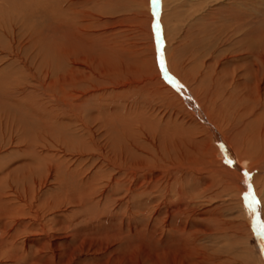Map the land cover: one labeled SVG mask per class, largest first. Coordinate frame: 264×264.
<instances>
[{"label":"rangeland","instance_id":"1","mask_svg":"<svg viewBox=\"0 0 264 264\" xmlns=\"http://www.w3.org/2000/svg\"><path fill=\"white\" fill-rule=\"evenodd\" d=\"M224 1L0 0V264H264V150L194 113L264 123V0Z\"/></svg>","mask_w":264,"mask_h":264},{"label":"bare ground","instance_id":"2","mask_svg":"<svg viewBox=\"0 0 264 264\" xmlns=\"http://www.w3.org/2000/svg\"><path fill=\"white\" fill-rule=\"evenodd\" d=\"M215 1H220V0H215ZM226 1V0H225ZM224 1V2H225ZM228 3H230V2H228ZM177 9V8H176ZM230 21V20H229ZM231 22H233L232 21V19H231ZM231 24V23H230ZM234 25V24H233ZM232 25V26H233ZM239 27V26H238ZM237 28V27H236ZM238 30V29H237ZM241 31H243V30H241ZM228 32H229V30H228ZM236 32V31H235ZM245 33V32H244ZM243 35V34H242ZM245 35V34H244ZM226 37V36H225ZM238 37V36H237ZM236 37V38H237ZM240 40V39H239ZM171 44V43H170ZM211 44V43H210ZM213 44V43H212ZM249 44V43H248ZM244 45H247V44H244ZM214 46V45H213ZM203 47H205V45L203 46ZM240 47V46H239ZM213 48V47H212ZM216 48V47H215ZM220 48V47H219ZM240 48H242V47H240ZM216 49H214V51H215ZM205 51V50H204ZM221 51V50H220ZM242 50L240 49V52H241ZM261 51V50H260ZM207 52V51H206ZM216 52H219V51H217L216 50ZM226 52L228 53L229 51H227L226 50ZM243 52H246V51H243ZM205 53V52H204ZM214 54V53H213ZM216 54V53H215ZM231 54H233L232 53V51H231ZM236 54V53H235ZM234 54V55H235ZM240 54V53H239ZM244 54V53H243ZM246 54V53H245ZM259 54V53H258ZM264 54V53H263ZM218 54H216V56H217ZM238 55V54H237ZM236 55V56H237ZM254 55V54H253ZM200 55H198L197 56V58L199 57ZM204 56V55H203ZM213 56V55H212ZM221 56V55H220ZM225 56V55H224ZM244 56V55H243ZM243 56H242V58H243ZM257 56V55H256ZM192 57V56H191ZM248 57V56H247ZM259 57V56H258ZM205 58H207V57H205L204 56V58L202 59V61H201V64L203 65V69L204 68H209V69H211L212 71H216L217 72V70L216 69H214L215 67L213 66V65H211V63H208V61H209V57L207 58V59H205ZM211 58V57H210ZM213 58V57H212ZM211 58V59H212ZM246 58V57H245ZM248 58H250V56L248 57ZM254 58V57H253ZM199 59H200V57H199ZM210 59V60H211ZM214 60H216L217 58H213ZM213 59H212V61H213ZM236 59V58H235ZM235 59H234V61H235ZM256 59H258V58H256ZM260 60V59H259ZM252 61H255V58H254V60H252V58H251V60H250V62H252ZM264 61V60H263ZM262 61V62H263ZM224 62V61H223ZM222 62V63H223ZM231 62V61H230ZM233 62V61H232ZM218 63H219V61H218ZM217 64V63H216ZM215 64V65H216ZM220 64V63H219ZM223 64H227V63H223ZM234 64V63H233ZM237 64H239V63H237ZM243 64V63H242ZM259 64V63H258ZM264 64V63H263ZM235 65V64H234ZM244 65V64H243ZM220 66H222V64L220 65ZM219 66V67H220ZM233 66V65H232ZM242 66V65H241ZM255 66V65H254ZM264 66V65H263ZM180 67V66H179ZM237 67V66H236ZM244 67V66H243ZM247 67H248V65H247ZM221 68H224V67H221ZM230 68V67H229ZM233 68V67H232ZM258 68H259V66H258ZM235 69H238V68H235ZM242 69V68H241ZM244 69V68H243ZM248 69V68H247ZM251 69V68H250ZM250 69H248V70H250ZM255 69V68H254ZM223 70V69H222ZM225 70H228V69H226L225 68ZM206 71V70H205ZM211 71V72H212ZM233 71V70H232ZM237 71V70H236ZM239 71V70H238ZM238 71H237V73H238ZM257 71V70H256ZM255 71V72H256ZM258 71H259V69H258ZM261 71V70H260ZM223 72V71H222ZM228 72V71H227ZM226 72V73H227ZM231 72V71H230ZM240 72V71H239ZM174 73V72H173ZM205 73V72H204ZM213 73V72H212ZM224 73V72H223ZM229 73V72H228ZM227 73V74H228ZM235 73V72H234ZM241 73V72H240ZM257 73L258 72H256V76H257ZM259 73H261V72H259ZM215 74V73H214ZM217 74V73H216ZM222 74V73H221ZM226 74V75H227ZM246 74V73H245ZM264 74V73H263ZM205 75V74H204ZM212 75V74H211ZM224 75V74H223ZM231 75V74H230ZM229 75V76H230ZM240 75H242V74H240ZM247 75V74H246ZM250 75V74H249ZM203 76V75H202ZM215 76H217L218 77V75H215ZM221 76V75H220ZM219 76V77H220ZM232 76V75H231ZM236 76V75H235ZM238 76V75H237ZM255 76V77H256ZM248 77V76H247ZM258 77H260V76H258ZM261 77H262V75H261ZM227 78V77H226ZM234 78V77H233ZM214 79H218V78H214ZM220 79V78H219ZM223 79H225V78H223ZM229 79V78H228ZM257 79V78H256ZM222 80V78L220 79V81ZM236 80H238V79H236ZM260 80V79H259ZM219 81V82H220ZM223 81V80H222ZM254 81V80H253ZM261 81H263V80H261ZM187 82H189V81H187ZM186 82V83H187ZM214 82V81H213ZM218 82V81H217ZM229 82V81H228ZM228 82H225V80H224V83H226V84H224V85H226L227 86V83ZM210 83V82H209ZM214 83H216V82H214ZM245 83V82H244ZM188 84V83H187ZM218 84V83H217ZM219 84H221V83H219ZM223 84V83H222ZM209 85V84H208ZM208 85H205V87L207 88V86ZM210 85H211V83H210ZM215 85V84H214ZM232 85V84H231ZM234 85V84H233ZM246 85V84H245ZM251 85V84H250ZM253 85V84H252ZM259 85H261V84H259ZM178 86V85H177ZM216 86V85H215ZM219 86V85H218ZM221 86V85H220ZM223 86V85H222ZM225 86V90H226V87ZM256 86V85H255ZM204 87V86H203ZM229 87H230V85H229ZM193 88V87H192ZM200 88H202V87H200ZM210 88V87H209ZM215 88H217V87H215ZM235 88H236V86H235ZM244 88V87H243ZM247 88V87H246ZM253 88V87H252ZM257 88V87H256ZM232 89V88H231ZM183 90V89H182ZM213 90V89H212ZM219 90V89H218ZM257 90V89H256ZM200 91V90H199ZM217 91V90H216ZM221 91H222V88H221ZM227 91V90H226ZM225 91V92H226ZM235 91H236V89H235ZM205 92V91H204ZM215 92V91H214ZM223 92V91H222ZM222 92H220L219 91V93H222ZM237 92V91H236ZM235 92V93H236ZM188 93V92H187ZM207 93H208V91H207ZM207 93H205V94H207ZM211 93V92H210ZM217 93V92H216ZM218 93V94H219ZM229 93V92H228ZM247 93V92H246ZM215 94V93H214ZM258 94V93H257ZM189 95V94H188ZM208 95V94H207ZM224 95V94H223ZM229 95V94H228ZM235 95V94H234ZM240 95V94H239ZM239 95H236V96H239ZM214 96H216V95H214ZM242 96V95H241ZM241 96H240V98H241ZM243 96H245V95H243ZM247 96V95H246ZM205 97V96H204ZM219 97V96H218ZM225 97V96H224ZM226 97H227V92H226ZM225 97V98H226ZM222 98V97H221ZM246 98H248V97H246ZM251 98L252 97H250V100H251ZM217 99V98H216ZM224 99V98H223ZM256 99H257V97H256ZM210 100V99H209ZM235 100H237V99H235ZM245 100V99H244ZM258 100V99H257ZM189 101V100H188ZM227 101H228V99H227ZM231 101V100H230ZM238 101V100H237ZM237 101H235V102H237ZM255 101V100H254ZM186 102V101H185ZM208 102V101H207ZM215 102V101H214ZM219 102V101H218ZM239 102V101H238ZM252 102V101H251ZM260 102V101H259ZM198 103V102H197ZM206 103V102H205ZM211 103V102H210ZM237 104V103H236ZM212 105V104H211ZM215 105V104H214ZM222 105V104H221ZM235 105V104H234ZM233 105V106H234ZM193 106V105H192ZM199 106H201V105H199ZM223 106V105H222ZM247 106V105H246ZM207 107V106H206ZM206 107L204 108V110H205V115L204 114H199V113H196L195 112V110H194V113H195V115L197 114V116H199L200 118L202 117V119L205 121V123H206V128H208V129H210L209 131H210V133L211 134H213V135H215L216 136V138H219V137H217L218 135H217V133L219 134V136H220V146L224 149V152H225V155H227V158H229L230 159V156L229 155H233L234 157L236 156V160H241V161H243V160H247L248 158H249V156H250V152L249 151H246V150H244L243 149V147H241L242 145H245V144H242V143H244V142H249V143H255V144H260V147H261V149H263L264 150V125L262 126V123H261V126H257V128L256 127H254V129L252 128V127H250V131H253V132H251V133H249L248 134V136H246V137H242V138H240V136H237V137H235V135H238V134H235L236 132H235V126L233 127L232 125H230V124H228V122L227 121H225V119L223 118V116H222V112H220V111H218V110H216V109H206ZM220 107V106H219ZM235 107V106H234ZM263 107V106H262ZM225 109V108H224ZM239 109V108H238ZM243 109H245V108H243ZM191 110V109H190ZM193 110V109H192ZM191 110V111H192ZM260 110V109H259ZM233 111V110H232ZM235 111V110H234ZM236 111H238V110H236ZM224 112H225V110H224ZM193 113V114H194ZM235 113V112H234ZM258 113V112H257ZM256 113V114H257ZM237 114V113H236ZM243 114V113H242ZM249 114V113H248ZM232 115V114H231ZM242 117V116H241ZM242 120V119H241ZM252 120V119H251ZM256 120V119H255ZM260 120V119H259ZM249 122V121H248ZM247 122V123H248ZM249 124V123H248ZM264 124V123H263ZM205 125V124H204ZM246 126H247V124H246ZM245 126V127H246ZM218 127H220V130L218 129ZM248 129V128H247ZM209 133V134H210ZM208 134V133H207ZM210 136V138H213L214 136H211V135H209ZM239 138L241 139V140H239ZM238 140H239V143H238ZM233 150V151H232ZM233 152H234V154H233ZM231 160V159H230ZM242 167V166H241ZM236 169V178H237V180H238V185L236 186V189H237V191L240 193V191H241V187H240V183H242L243 184V187L245 188L246 186H247V180L245 181V178L244 177H242L243 175H242V173H241V170H239V169H237V168H235ZM240 182V183H239ZM255 183H257L256 184V186L257 187H261V185H260V183L259 182H255ZM262 188H264V185L262 186ZM259 194H261V193H259ZM259 203H260V205H259V207L258 208H261L260 209V215L261 216H264L263 215V211H264V201H262L260 198H259ZM260 220H261V217H260ZM263 259H264V254L261 256ZM264 261V260H263Z\"/></svg>","mask_w":264,"mask_h":264}]
</instances>
